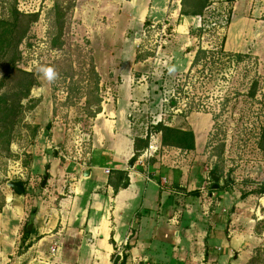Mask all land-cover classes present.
<instances>
[{
  "label": "rangeland",
  "instance_id": "1",
  "mask_svg": "<svg viewBox=\"0 0 264 264\" xmlns=\"http://www.w3.org/2000/svg\"><path fill=\"white\" fill-rule=\"evenodd\" d=\"M181 1L16 0L20 12L38 13L17 62L36 83L19 100L10 96L6 80L0 87V95L8 96L0 101V117L5 107H13L16 115L0 121V206L9 182L21 181L27 193L39 192L42 175L32 173L34 153L53 151L55 144H46L55 122L69 129V150L75 152V141L81 146L95 103L113 95L119 82L111 74L103 80L99 73L128 62L150 85L138 109L146 132L158 122L193 132L194 151L168 154L173 166L181 156L188 166L183 185L202 187L205 198L219 186L239 200L250 196L251 213L259 214L264 204L259 146H264V0H208L196 16H182ZM12 2L0 0V18L9 14ZM158 3L162 9L154 10ZM198 49L205 53L191 65ZM41 67L52 68L56 78L47 80ZM4 72L0 62V82ZM210 173L218 177L216 189ZM255 250L240 262L261 264L263 248ZM179 261L199 263V249L177 251Z\"/></svg>",
  "mask_w": 264,
  "mask_h": 264
},
{
  "label": "crops",
  "instance_id": "2",
  "mask_svg": "<svg viewBox=\"0 0 264 264\" xmlns=\"http://www.w3.org/2000/svg\"><path fill=\"white\" fill-rule=\"evenodd\" d=\"M153 8L162 9L159 3ZM127 63L99 73L119 82L93 112L75 152L69 150V129L54 123L46 144H55L53 151L34 153L39 192L27 193L25 185L24 193L2 191L0 264H113L117 247L124 251L121 264H188L177 262V251L196 248L197 264H239L260 247L264 264L262 202L259 214H252L250 196L239 200L219 186L205 198L202 187L180 181L188 179V166L182 156L173 166L168 154L194 151L195 139L193 149L181 150L162 145L159 135L152 157L133 159L146 147L138 109L150 85Z\"/></svg>",
  "mask_w": 264,
  "mask_h": 264
},
{
  "label": "trees",
  "instance_id": "3",
  "mask_svg": "<svg viewBox=\"0 0 264 264\" xmlns=\"http://www.w3.org/2000/svg\"><path fill=\"white\" fill-rule=\"evenodd\" d=\"M207 4L208 0H193L191 3H188L187 0H182L180 14L182 16L202 15L203 9L207 6ZM37 18L38 13L20 12L17 8L16 0H13L11 4L9 14L6 17L0 18V62L4 63L5 69L3 78L0 82V87L6 80L8 84H10L9 91L12 93L10 96L15 95L18 100L26 95V93L36 83L34 75L31 72L17 67V62L20 58L19 46L23 40H25L30 26L37 20ZM144 24L148 25L149 21H145ZM202 30V28H199L197 29V32L200 33ZM204 53L205 51L203 49H198L191 65H194L198 61L199 55H204ZM234 56L241 58L240 54H236ZM6 98H8V96H4V94L0 95V101L6 100ZM100 102L101 99H98L97 103H95L91 116H93V112H98L100 110ZM12 108L13 107H5L2 110V114L5 115V117H0V121L7 118L13 119L16 116L15 109ZM89 108H91V105ZM46 129H49V124L46 125ZM152 129L160 133L162 145L180 148L181 150H190L194 147V135L191 130L174 129L164 125L162 122H158L152 127ZM261 140H264V129L262 131ZM144 143L147 145L146 138L144 139ZM259 146L262 150H264V146L262 144H259ZM136 156H138V153H135L133 159H135ZM16 183L20 184L24 188L23 182L17 181ZM121 186H126V182H123ZM219 188L222 187L220 186ZM116 189L117 188H115V191ZM262 191H264V185L260 189V192ZM112 258L113 264H118L117 259H115L114 256Z\"/></svg>",
  "mask_w": 264,
  "mask_h": 264
},
{
  "label": "built area",
  "instance_id": "4",
  "mask_svg": "<svg viewBox=\"0 0 264 264\" xmlns=\"http://www.w3.org/2000/svg\"><path fill=\"white\" fill-rule=\"evenodd\" d=\"M156 125V123L153 125H150L148 128L145 138L147 139V145L146 147L136 156L137 162H142L146 159H149L154 155L155 152H157L159 148V144L157 143L160 133L157 131H154L152 127ZM108 172V170H106ZM55 249L52 247L51 252H54ZM114 258L117 259V263H120L124 256V251L121 247H117V249L114 251L113 254Z\"/></svg>",
  "mask_w": 264,
  "mask_h": 264
},
{
  "label": "water",
  "instance_id": "5",
  "mask_svg": "<svg viewBox=\"0 0 264 264\" xmlns=\"http://www.w3.org/2000/svg\"><path fill=\"white\" fill-rule=\"evenodd\" d=\"M210 178L213 180V185H212V189H216L217 187H218V184L216 183L217 182V179H218V177L215 175V174H213V173H210ZM45 180H46V178H44L43 180H42V185L45 183ZM8 185H9V187H11V189H13L15 192H17V193H23V187L20 185V184H18V183H16V182H9L8 183Z\"/></svg>",
  "mask_w": 264,
  "mask_h": 264
},
{
  "label": "clouds",
  "instance_id": "6",
  "mask_svg": "<svg viewBox=\"0 0 264 264\" xmlns=\"http://www.w3.org/2000/svg\"><path fill=\"white\" fill-rule=\"evenodd\" d=\"M40 71L42 72L44 77L49 81H53L56 78L55 71L50 67H41Z\"/></svg>",
  "mask_w": 264,
  "mask_h": 264
}]
</instances>
